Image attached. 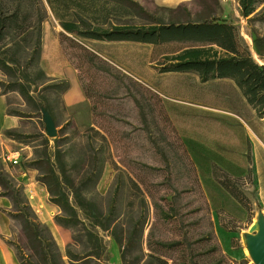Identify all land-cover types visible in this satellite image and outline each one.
<instances>
[{
  "label": "rangeland",
  "instance_id": "1",
  "mask_svg": "<svg viewBox=\"0 0 264 264\" xmlns=\"http://www.w3.org/2000/svg\"><path fill=\"white\" fill-rule=\"evenodd\" d=\"M42 1L47 12L42 23L46 69L69 68L90 85L91 99L74 110V119L59 91L38 88L31 93L39 110L15 92L5 95V111L23 117L11 116L17 122L11 129L13 138L0 132V168L47 226L63 260L67 261L64 250L72 243L71 235L54 223L59 209L37 181L40 171L35 162L48 157L58 176L63 168L78 185L84 162L97 153L105 165L94 187L89 181L84 185L86 201L78 203L66 187L64 191L77 218L98 236L104 264H124L121 249L101 228L108 220L124 229L136 225L141 230L125 264H143L149 255L168 264H181L184 258L192 264H254L248 251V240L254 235L247 229L253 221L264 222V118L229 79L202 83L193 73L161 72L166 56L207 42L165 36L152 46L80 39L65 34L46 0ZM93 1L105 7L109 20L119 21L122 11L117 0ZM131 1L147 13L132 17L136 26L195 21L207 15L229 23L238 55L248 54L264 66V52L253 51L251 38L252 34L264 37V4L250 17L253 21H247L240 15L238 0ZM178 7L190 16L171 11ZM62 35L72 42L60 44ZM55 42L56 62L52 59ZM76 66H81L80 71ZM0 80H4L1 75ZM46 107L53 115L54 138L47 135ZM13 157L16 164L8 162ZM226 177L231 190L242 193L245 207L219 185L218 180ZM111 204L114 211L107 218ZM10 208V201L0 197V264H6L4 255L8 264H18L5 244L21 239L17 223L6 215ZM161 242L181 246L162 249Z\"/></svg>",
  "mask_w": 264,
  "mask_h": 264
},
{
  "label": "trees",
  "instance_id": "2",
  "mask_svg": "<svg viewBox=\"0 0 264 264\" xmlns=\"http://www.w3.org/2000/svg\"><path fill=\"white\" fill-rule=\"evenodd\" d=\"M116 6L122 11L121 18L116 23L109 20V12L104 6H98L93 0H46L51 13L60 21L63 32L69 36L99 42H127L143 45H158L165 36L200 38L205 45L183 49L164 58L165 66L162 73H193L202 83L212 80L229 79L240 90L246 102L264 118V66L255 64L250 56L238 55L232 35L233 27L216 19L214 16H200L195 21L188 20L189 13L178 7L172 12H182L185 21L156 22L148 26H136L131 23L132 17L147 16L145 10L131 0H117ZM240 15L247 21L256 15L257 8L264 0H238ZM58 5L59 8H55ZM170 11V10H169ZM46 9L42 0H0V96L17 93L26 104L39 107L32 96L38 90L50 89L63 94L68 89L65 81L54 83L40 68L42 53V23L46 19ZM102 19L103 22H97ZM63 36V35H62ZM253 51L260 55L264 52V37L251 35ZM71 41L64 37L60 40ZM72 42V41H71ZM215 46L218 47L215 48ZM76 70L81 66H76ZM80 71V70H79ZM81 90L86 99H91V87L82 77H78ZM54 83V84H52ZM33 89V90H32ZM46 111L53 122L49 108ZM94 111V109H92ZM6 115L23 117L6 109ZM11 130L4 132L6 137H12ZM59 162V156H58ZM105 159L101 156L90 157L84 162L82 175L75 185V180L66 175L63 168L60 176L56 174L48 157L35 162L40 171L37 181L45 188L49 202L59 209V215L54 217L56 226L68 230L71 244L65 247L63 257L53 240L49 229L42 224L21 189L4 177L0 168V197L10 201L11 208L6 215L17 223L21 239L19 242L6 241L5 244L13 251L18 264H104L101 244L98 236L91 232L77 218L76 211L69 204L64 187L70 191L76 202L86 201L83 187L91 182L94 187L99 180ZM221 188L237 203L244 206L242 193L229 187L230 179L218 180ZM237 191V190H236ZM241 197V198H239ZM245 207V206H244ZM247 209V208H245ZM114 206H109L107 218L113 214ZM103 230L109 231L115 246L121 249V260L125 264L126 257L131 252L133 244L140 240L141 230L136 225L122 226L107 221ZM162 249H179L180 242L159 243ZM168 264L157 256H148L143 264ZM181 264H192L184 258Z\"/></svg>",
  "mask_w": 264,
  "mask_h": 264
},
{
  "label": "crops",
  "instance_id": "3",
  "mask_svg": "<svg viewBox=\"0 0 264 264\" xmlns=\"http://www.w3.org/2000/svg\"><path fill=\"white\" fill-rule=\"evenodd\" d=\"M45 40L42 38V53H41V59H40V65L42 66L43 70L45 71L46 75L48 77H51L52 79H63L68 84V89L62 94L61 101L67 110V112L72 115V117L75 119L76 112H74L75 109L80 107L86 106V98L81 90V87L78 83V79L76 77V74L71 71L69 68H64V72H59L56 70H47L44 62V52H45ZM53 55L52 59L53 61L59 59V48L58 43L55 42L54 46L52 47ZM5 96H0V104H1V110H0V132H4L7 130L14 129L17 125V122L15 118L6 115L5 113V104L4 100Z\"/></svg>",
  "mask_w": 264,
  "mask_h": 264
},
{
  "label": "water",
  "instance_id": "4",
  "mask_svg": "<svg viewBox=\"0 0 264 264\" xmlns=\"http://www.w3.org/2000/svg\"><path fill=\"white\" fill-rule=\"evenodd\" d=\"M49 117V116H48ZM48 137L54 138L56 135L54 123L49 117L46 125ZM252 236L248 240V251L254 264H264V222H257V231L252 232Z\"/></svg>",
  "mask_w": 264,
  "mask_h": 264
},
{
  "label": "bare ground",
  "instance_id": "5",
  "mask_svg": "<svg viewBox=\"0 0 264 264\" xmlns=\"http://www.w3.org/2000/svg\"><path fill=\"white\" fill-rule=\"evenodd\" d=\"M256 231H257V222L253 221L252 224L247 229V233H252V232H256ZM3 262L8 264V258L6 257V255H4Z\"/></svg>",
  "mask_w": 264,
  "mask_h": 264
},
{
  "label": "built area",
  "instance_id": "6",
  "mask_svg": "<svg viewBox=\"0 0 264 264\" xmlns=\"http://www.w3.org/2000/svg\"><path fill=\"white\" fill-rule=\"evenodd\" d=\"M8 162L10 164H16L17 163V158L13 157V158H8Z\"/></svg>",
  "mask_w": 264,
  "mask_h": 264
}]
</instances>
